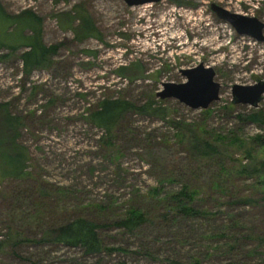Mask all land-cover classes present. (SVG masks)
<instances>
[{"label": "rangeland", "instance_id": "rangeland-1", "mask_svg": "<svg viewBox=\"0 0 264 264\" xmlns=\"http://www.w3.org/2000/svg\"><path fill=\"white\" fill-rule=\"evenodd\" d=\"M213 2L264 21V0H0L8 14L36 13L43 42L58 46L30 72L21 58L27 47L0 48V104L23 117L19 142L30 150L25 176L0 179V264H264V174L239 172L264 160V144L254 139L264 136V124L243 116L264 109V96L258 107L232 101L233 84L264 79V41L239 35ZM78 11L98 36L82 37L79 22L64 23L63 13ZM200 63L221 83L210 113L157 96L164 82L186 81L182 69ZM122 66L128 70L119 75ZM106 95L141 104L152 98L169 114L129 109L104 143L108 133L88 110ZM171 120L188 124L182 141ZM205 140L216 148L209 154ZM166 174L176 181L163 183V194L190 183L200 189L194 207L208 214L183 215L149 198ZM132 205L146 222L116 226ZM79 216L101 223L106 247L125 251L88 253L55 242L54 230Z\"/></svg>", "mask_w": 264, "mask_h": 264}, {"label": "trees", "instance_id": "trees-1", "mask_svg": "<svg viewBox=\"0 0 264 264\" xmlns=\"http://www.w3.org/2000/svg\"><path fill=\"white\" fill-rule=\"evenodd\" d=\"M181 3V2H180ZM62 20L64 23L72 25L75 22H79V30L82 29V37H96L95 26L91 21L89 15L77 12L76 15L70 12L63 13ZM12 27V30L9 28ZM28 30L31 33H27ZM3 46L17 49L18 47H27V50L21 55L24 69L30 72L34 68L45 66L49 63L50 57L56 52L58 46H47L42 39V19L34 13L32 10H24L18 14H8L0 4V48ZM137 66V64H134ZM134 66V67H135ZM138 67V66H137ZM128 70L127 66H122L118 69L119 75L124 74ZM153 99L150 98L145 103L132 102L123 97L104 96L98 103L88 110V119L97 125L98 127L106 130L108 138L104 143H112L113 132L117 128L121 118L129 109L136 110L142 114H154L159 117H165L169 112L162 106H155ZM8 103L0 104V179L7 177L20 178L27 174V163L30 160V150L27 146L19 142L20 131L22 128L23 117L19 114H14L9 109ZM204 112L210 113V109L204 110ZM244 119L264 124V109L257 112L243 115ZM242 119V115H239ZM178 131L179 139L185 137V127L188 124H184V128H181L180 124L175 120L170 121ZM188 131V130H186ZM221 139H228L229 142L242 144V140L235 137L219 136ZM105 138H103L104 140ZM195 141L201 144V140L194 137ZM257 142L264 144V136L256 135L254 137ZM198 147V145H194ZM207 147L215 150L216 148L205 140L203 154H209ZM123 154L119 151L116 154L117 157ZM246 155L252 157L251 149L246 150ZM259 165V167H257ZM252 168L251 172L248 168L240 169L241 175H251L252 172H258L264 174V160ZM224 172V171H223ZM264 176V175H260ZM168 181L174 183L176 181L170 174H166L159 179V186L152 187L148 192V197L155 200L157 205L166 208H175L176 212L187 216H201L207 215V211H203L194 207L193 203L196 200L197 194L200 193V189L193 187L190 183L183 184L180 190H173L165 192L163 194V183ZM216 183V182H215ZM260 185L264 186V178L259 181ZM251 199H248L246 203H249ZM171 204V205H170ZM94 207H101V205L95 204ZM147 213L137 205H132L124 217L119 218L114 222L118 227L125 228L127 230H133L138 226L146 222ZM101 223L94 217H82L79 216L74 220L64 222L54 230V241L57 243L66 244L69 246H81L85 247L88 253H97L101 251L112 252L114 250H123L124 248H109L106 247L97 232V229L101 227ZM259 236V235H258ZM257 236V237H258ZM261 241H264V237H261ZM27 264H36L34 261H29ZM172 264H175L173 261ZM195 264H202L199 260H196Z\"/></svg>", "mask_w": 264, "mask_h": 264}, {"label": "water", "instance_id": "water-1", "mask_svg": "<svg viewBox=\"0 0 264 264\" xmlns=\"http://www.w3.org/2000/svg\"><path fill=\"white\" fill-rule=\"evenodd\" d=\"M128 5H141L159 0H125ZM211 10L225 23L231 25L239 35L249 36L258 41H264V21L257 16H249L233 12L226 7L213 2ZM186 77L184 82H164L163 89L157 92L161 99L175 98L192 109H208L211 104L220 99L221 83L215 80L216 71L213 67L199 65L182 69ZM232 96L234 104H244L258 107L264 96V79L255 84H233Z\"/></svg>", "mask_w": 264, "mask_h": 264}, {"label": "flooded vegetation", "instance_id": "flooded-vegetation-1", "mask_svg": "<svg viewBox=\"0 0 264 264\" xmlns=\"http://www.w3.org/2000/svg\"><path fill=\"white\" fill-rule=\"evenodd\" d=\"M159 1H161V0H159ZM159 1H158V2H159ZM126 3H127V2H126ZM129 6H130V5H129ZM233 12H234V11H233ZM238 13H239V12H238ZM245 15H246V14H245ZM258 18H259V17H258ZM262 21H263V20H262Z\"/></svg>", "mask_w": 264, "mask_h": 264}, {"label": "bare ground", "instance_id": "bare-ground-1", "mask_svg": "<svg viewBox=\"0 0 264 264\" xmlns=\"http://www.w3.org/2000/svg\"><path fill=\"white\" fill-rule=\"evenodd\" d=\"M143 5V4H142Z\"/></svg>", "mask_w": 264, "mask_h": 264}]
</instances>
